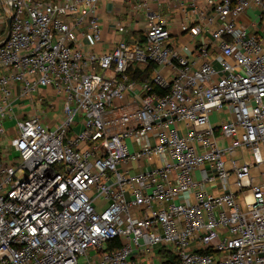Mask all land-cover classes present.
<instances>
[{
    "label": "built area",
    "instance_id": "2783aa9c",
    "mask_svg": "<svg viewBox=\"0 0 264 264\" xmlns=\"http://www.w3.org/2000/svg\"><path fill=\"white\" fill-rule=\"evenodd\" d=\"M99 1L0 0V264H264V0H138L96 53Z\"/></svg>",
    "mask_w": 264,
    "mask_h": 264
},
{
    "label": "crops",
    "instance_id": "0c3cea01",
    "mask_svg": "<svg viewBox=\"0 0 264 264\" xmlns=\"http://www.w3.org/2000/svg\"><path fill=\"white\" fill-rule=\"evenodd\" d=\"M137 1L138 0H100L94 16L97 17L102 26L103 40L102 42L90 45V49L88 46V50H92L96 53H103L111 50L122 36H128L129 33L138 34L143 32L145 26V10L137 7ZM161 6L163 10L165 9L166 11H170L171 8H173L169 2L162 3ZM251 14L252 10L249 9L247 16ZM117 19L127 22L129 31L126 33L120 32L115 27L114 23ZM138 23H143V27L138 28ZM40 93L45 94L42 105L36 102L35 106H31L29 100H20L21 108L16 109L17 118H24L38 112L42 115V118L46 123L51 124V121L48 120V112H51V109H56L54 107L55 104H58L59 106L62 101L56 97L55 91L50 87H43L40 90ZM55 115L56 113L54 112L53 117Z\"/></svg>",
    "mask_w": 264,
    "mask_h": 264
},
{
    "label": "rangeland",
    "instance_id": "374dc122",
    "mask_svg": "<svg viewBox=\"0 0 264 264\" xmlns=\"http://www.w3.org/2000/svg\"><path fill=\"white\" fill-rule=\"evenodd\" d=\"M165 12H167L165 9H164ZM86 18H89V17H86ZM1 23H0V36L1 38L5 37V35L7 34V20H5L3 18V16H1ZM137 27L138 28H141L143 27V23H138L137 24ZM97 73L98 74H102L103 73V70L101 68H97L96 69ZM62 101V99H60ZM59 100V101H60ZM116 103L119 104V101H116ZM56 109H51V112H48V116H49V121H51V124H54L57 122V120L59 119H62L63 118V110H62V102H60V105L58 106V104L54 106ZM54 112L58 115H55L53 117V114ZM212 120L215 121V120H218V115L217 113H215L212 117ZM46 123V122H45ZM14 125V122H11V121H6L5 122V128L7 131L10 130V127ZM81 125H76L74 126V129L73 131H76V132H79L81 130ZM17 136V131L16 130H12L10 134H5L1 137V146L4 148L6 146L9 147V141L10 140H14L15 137ZM132 148V146H131ZM10 150L9 151V161L12 162L14 160V158L17 156V151L13 150V146L10 145ZM244 153H246V151H244ZM246 155V158H248V154H245ZM239 157H242V152L239 151V154H238ZM252 175L254 176H257V178H260V172H257V171H252ZM161 250H162V247L160 245H157L155 247V252H156V255L153 257V258H150V260L153 262V263H162L166 260V257L162 255L161 253Z\"/></svg>",
    "mask_w": 264,
    "mask_h": 264
},
{
    "label": "trees",
    "instance_id": "16d2710c",
    "mask_svg": "<svg viewBox=\"0 0 264 264\" xmlns=\"http://www.w3.org/2000/svg\"><path fill=\"white\" fill-rule=\"evenodd\" d=\"M157 65L155 63H150L149 65H146L145 67H139V66H132L128 70L129 78L131 80H137L139 82L146 81L149 79V75L151 71L156 67ZM162 255L165 257H171V260L169 261L170 264H176L177 258H175L170 252L162 251Z\"/></svg>",
    "mask_w": 264,
    "mask_h": 264
},
{
    "label": "water",
    "instance_id": "95a60500",
    "mask_svg": "<svg viewBox=\"0 0 264 264\" xmlns=\"http://www.w3.org/2000/svg\"><path fill=\"white\" fill-rule=\"evenodd\" d=\"M10 29H11V18L9 17L7 19V34H6V37H5L4 41L2 42V44H4L7 41L8 37H9Z\"/></svg>",
    "mask_w": 264,
    "mask_h": 264
}]
</instances>
